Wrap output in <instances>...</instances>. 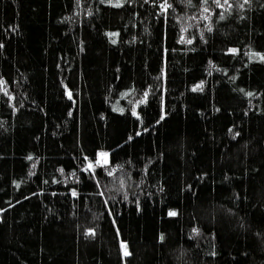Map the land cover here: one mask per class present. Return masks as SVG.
<instances>
[{
	"label": "trees",
	"instance_id": "obj_1",
	"mask_svg": "<svg viewBox=\"0 0 264 264\" xmlns=\"http://www.w3.org/2000/svg\"><path fill=\"white\" fill-rule=\"evenodd\" d=\"M159 3L0 0V264H264V0Z\"/></svg>",
	"mask_w": 264,
	"mask_h": 264
},
{
	"label": "snow or ice",
	"instance_id": "obj_2",
	"mask_svg": "<svg viewBox=\"0 0 264 264\" xmlns=\"http://www.w3.org/2000/svg\"><path fill=\"white\" fill-rule=\"evenodd\" d=\"M102 2H105V3H109V4H112V3H115L116 6H120L122 5L125 0H102ZM128 2H132V0H128ZM153 4L156 3V0H152ZM185 0H181V3H184ZM212 2L219 8H223L225 6V4H227V0H225V3L222 4L220 2V0H212ZM187 3L191 6L192 5V0H187ZM202 3L204 5V12H208L210 11V9L207 7V4H208V0H202ZM240 8H243L244 7V4H239L238 5ZM173 7L172 4L169 3V0H160V3H159V9L161 12L163 13H167L168 10ZM231 7V5H229V8ZM202 15V18L203 19H208L207 16H204L203 13L201 14ZM219 18L221 20L225 19V16L223 13H220L219 15ZM209 31H211V27H209ZM110 36H114V35H118V33H109ZM201 35H203V33H201ZM183 36L181 37V40L183 41ZM189 43H191V40L188 41ZM113 43H115V41H113ZM229 52H232V53H236L238 52L239 50L237 48H230L228 49ZM257 56H260L261 59H264V54L262 53H256ZM201 84L203 83V81L200 82ZM129 91H131V89H129ZM69 96H71V92L68 93ZM247 95L251 96L252 93L251 92H248ZM147 96H148V93L145 92L144 93V100L146 101L147 99ZM120 111H123V109H120ZM133 114L134 115H139V113L135 112V110H133ZM69 115H71V113H69ZM161 119H163V116L161 117ZM157 123H159V121H157ZM236 135H239V133H236ZM129 139H131V137H129ZM97 158H90V157H87L85 156L84 157V160L86 161V167H85V171H95V169L97 167H100V168H104L105 166L107 165H110L111 161L109 159V153L106 152V151H99L97 152L96 154H94ZM29 159H31V156L29 157ZM117 167H123L122 165H118ZM60 171H63V169H60ZM111 174V173H110ZM98 183V182H97ZM72 194L73 195H78V193L76 192L75 189L72 190ZM102 194V193H101ZM169 216H176L177 215V212L176 210H169V213H168ZM193 233L196 234V235H199L200 233V229L199 228H193ZM95 233V229L93 228H89L87 229V233L88 235H94ZM159 239L161 241H163L165 239V235L163 233L160 234V237ZM121 247L123 249V254L125 256H130L132 253L128 250V246H127V242L126 241H121ZM212 255H216L215 252L212 253Z\"/></svg>",
	"mask_w": 264,
	"mask_h": 264
}]
</instances>
